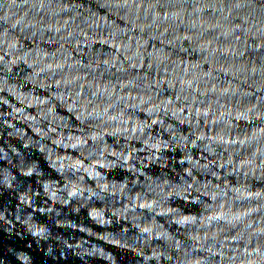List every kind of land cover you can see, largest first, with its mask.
I'll list each match as a JSON object with an SVG mask.
<instances>
[{"label": "clouds", "instance_id": "9594fccd", "mask_svg": "<svg viewBox=\"0 0 264 264\" xmlns=\"http://www.w3.org/2000/svg\"><path fill=\"white\" fill-rule=\"evenodd\" d=\"M0 264H264V0H0Z\"/></svg>", "mask_w": 264, "mask_h": 264}]
</instances>
